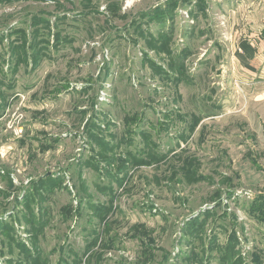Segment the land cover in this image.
I'll use <instances>...</instances> for the list:
<instances>
[{
    "label": "rangeland",
    "instance_id": "obj_1",
    "mask_svg": "<svg viewBox=\"0 0 264 264\" xmlns=\"http://www.w3.org/2000/svg\"><path fill=\"white\" fill-rule=\"evenodd\" d=\"M263 24L264 0H0V264H264L263 110L226 75Z\"/></svg>",
    "mask_w": 264,
    "mask_h": 264
},
{
    "label": "crops",
    "instance_id": "obj_2",
    "mask_svg": "<svg viewBox=\"0 0 264 264\" xmlns=\"http://www.w3.org/2000/svg\"><path fill=\"white\" fill-rule=\"evenodd\" d=\"M242 31H247L246 26ZM250 31L248 30V33L241 38L235 53L240 68L244 70L226 73L229 78L245 83L238 89L232 87V92L229 91L230 96L236 99L230 106H259L264 116V24L256 28L255 32ZM222 106H229V104L223 103ZM262 135L264 136L263 131ZM263 212L264 204L262 203L256 218L260 223H264Z\"/></svg>",
    "mask_w": 264,
    "mask_h": 264
},
{
    "label": "trees",
    "instance_id": "obj_3",
    "mask_svg": "<svg viewBox=\"0 0 264 264\" xmlns=\"http://www.w3.org/2000/svg\"><path fill=\"white\" fill-rule=\"evenodd\" d=\"M261 197H262V196H258V197L256 198V202H257L256 204H258V207H257L258 209H260V208L262 207V205H260V204H262V203L264 204V199L261 200ZM258 209H256V210H258ZM234 238H235V237H234ZM234 238H232V239H234ZM231 241H232V240H231ZM228 248H230V245L228 246Z\"/></svg>",
    "mask_w": 264,
    "mask_h": 264
}]
</instances>
